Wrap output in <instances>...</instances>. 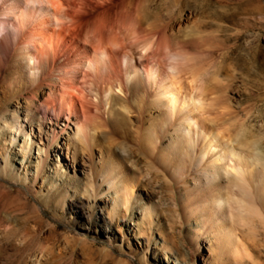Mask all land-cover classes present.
Masks as SVG:
<instances>
[{
  "label": "rangeland",
  "instance_id": "374dc122",
  "mask_svg": "<svg viewBox=\"0 0 264 264\" xmlns=\"http://www.w3.org/2000/svg\"><path fill=\"white\" fill-rule=\"evenodd\" d=\"M119 9L123 22H111ZM98 14L111 24L105 40L116 36L129 46L133 36L139 38L130 45L135 57L149 40H159L161 51L169 46L171 58L159 59L163 69L181 59L179 69L189 66L180 72L183 96L194 93L189 72L198 68L194 79L203 83V109L161 108L153 103L158 88L151 82L144 91L119 92L118 80L110 87L89 85L93 137L78 147L75 172L62 153L66 164L56 161L55 144L43 160L40 145L26 149L23 136L13 138V131L0 127V264H264V0H84L77 13L79 44ZM57 62L66 64L63 57ZM4 66L0 115L6 109L9 118L12 109L24 113L34 95L26 74L17 83ZM119 79L126 84L125 74ZM48 95L46 88L31 111L44 145L65 123L42 118L39 104ZM180 122L194 134L193 149L168 137ZM74 130L68 124L59 145ZM212 133L216 140L210 143ZM227 145L241 154L236 175L245 190L220 180L206 192L195 155L205 149L206 165ZM126 176L130 189L121 180ZM217 193L244 202L243 210L233 203L236 220L222 218L221 231L212 229L214 211L225 213L228 205L214 203Z\"/></svg>",
  "mask_w": 264,
  "mask_h": 264
},
{
  "label": "bare ground",
  "instance_id": "6f19581e",
  "mask_svg": "<svg viewBox=\"0 0 264 264\" xmlns=\"http://www.w3.org/2000/svg\"><path fill=\"white\" fill-rule=\"evenodd\" d=\"M83 5L84 0H0V67L6 65L8 69L12 68L11 78L17 83L23 84L21 73L26 74L30 79L28 82L29 93L34 95V97H28L25 101L26 104L23 107L24 113L21 114L24 117L23 120L20 119L21 115L18 109L9 110V118L5 116L7 111L5 109L0 115V127H6L13 131V138L15 135L23 136L27 145L26 149H31L34 144L40 145L38 149L43 150L45 153L43 160L48 159V150L52 148V144H55V147L59 149V151L55 152L56 161L60 164L62 162L65 163L59 155L62 153L63 158L71 159L72 163H70L69 167L73 169V172L76 171V160L81 155L79 154L77 157L79 153L78 147L81 149L88 135L93 137V133L90 134L91 130L89 129V125L93 120L90 111L92 102L88 99V90L86 91L89 85L101 88L105 86L110 87L114 81L118 80L119 92L122 91V88L136 90L139 87L144 91L143 84L151 82L157 85L158 88V97L153 100V103L159 104L161 108L180 111L186 105L192 111L199 112L203 109V87L201 86L203 83L197 85L194 79L196 75H200L196 73L198 68H195L197 71H194V69L189 72L191 75L190 83L192 89H194V93L191 96H183L182 91L180 92V72L189 66L185 65L184 69H179L177 65L181 66L179 65L182 61L181 59V61H175L174 64L173 61L169 62L167 70H164L159 59H164L163 57H167V59L171 58V52L169 46L166 45L162 46L163 51H161L160 45L157 43L159 40L155 39L157 42H150L149 40L147 44L144 42L145 45H142L140 49V56H136L138 57L136 59L134 56L135 51H133L130 45L138 42L139 38L133 36V39L129 42V46L116 36L111 40H105L104 28L108 26L106 22L109 19L106 18L107 14H104L106 17L98 14L94 16V24L91 22V26L86 30L84 29L83 45L79 44L77 39L82 31L76 28L78 26L77 13H79ZM69 9H72V11H69ZM123 15H125L124 10H117L115 18H110L113 20L111 22H114V20L116 22H123V19L121 20L122 17L124 18ZM108 23L110 24V22ZM106 30L109 31L107 28ZM117 34L120 33L117 32ZM90 35L92 39L94 38L93 40ZM162 36H159L161 40ZM142 37L144 38L145 34ZM106 39L108 38L106 37ZM146 40L148 39L146 38ZM73 51L79 54L78 59L69 57ZM60 57L65 59V65H57V60ZM137 64L142 67V74L139 73ZM191 68L194 67H190V70ZM186 71H189V69ZM124 74L126 75V84H122L119 79ZM46 88L49 90V95L39 104L42 118L50 119L54 117L55 119H61L63 122L65 121V123L60 127L58 134L52 137V141L44 145L40 134H36L32 126L35 115L31 111L33 108L32 104H35L34 102L38 100L37 96L42 95L43 90ZM21 97L18 96L17 100ZM192 118L195 122L194 117ZM185 119L187 121L190 120L189 117ZM70 123L75 126V130L72 134L66 135L65 143L59 145V137L64 130L66 131L67 125ZM57 124L60 125L59 122ZM38 132H40V124H38ZM173 136L183 140L184 147L193 149L195 144L194 134L190 131L188 125L180 122L174 127L168 137ZM208 139L210 143L215 141L216 133L209 135ZM240 155L227 145L223 147L221 154H216L212 161H209L206 165H202L207 156V151L202 149L196 153V165L199 166V172L207 185L206 192H210L214 187L217 188L220 180L230 183L233 181V186H236L235 188H245L239 176L236 175V170L242 164L239 159ZM232 160H234V165L230 164ZM109 179L110 181L113 180L112 177H109ZM121 180L125 182V189H130L129 185H127V182H129L128 177L126 176ZM240 181L241 184L239 183ZM112 184L113 182H111ZM212 194H208L210 195L208 197H212ZM231 196L229 195L223 199L222 194L219 195L217 193V195L212 197L214 203L221 204L224 202L228 205L226 206L228 210L225 213L221 214L218 210L214 211L216 217L213 219L214 224L212 225V229L219 230L221 227L226 226L223 221L221 223L222 218L227 219L228 222H235L234 210L236 206L233 203L239 204L237 208H241L244 206V202L241 201L240 203L237 196L235 198L237 200H235L233 194ZM215 207L213 205V208H211L214 210ZM239 211L241 212V210ZM236 236L238 237V235Z\"/></svg>",
  "mask_w": 264,
  "mask_h": 264
}]
</instances>
